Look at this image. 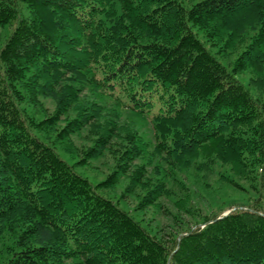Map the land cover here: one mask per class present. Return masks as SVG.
<instances>
[{
    "label": "trees",
    "instance_id": "trees-1",
    "mask_svg": "<svg viewBox=\"0 0 264 264\" xmlns=\"http://www.w3.org/2000/svg\"><path fill=\"white\" fill-rule=\"evenodd\" d=\"M153 1L132 12L121 0H0V25L16 22L0 48V228L17 212L26 226L1 264H264V97L237 77L264 54V0ZM247 9L263 15L260 29L230 68L214 50L217 21ZM73 69L125 108L151 114L168 155H192L230 128L231 152L258 196L166 246L102 194L116 171L93 183L40 134L53 117L38 119L24 105L27 80ZM44 228L50 240L27 241Z\"/></svg>",
    "mask_w": 264,
    "mask_h": 264
},
{
    "label": "rangeland",
    "instance_id": "rangeland-1",
    "mask_svg": "<svg viewBox=\"0 0 264 264\" xmlns=\"http://www.w3.org/2000/svg\"><path fill=\"white\" fill-rule=\"evenodd\" d=\"M129 1L133 2L131 6ZM195 1L188 0L190 4ZM122 2L136 12L141 2V6H148L154 1L121 0L119 4ZM119 4H111L112 13H119ZM262 18L259 10L247 9L217 21L218 44L214 50L222 48L220 55L230 68L256 38ZM15 26V21L0 25V48ZM70 30L75 36L79 31L75 26ZM141 32L153 34L146 28ZM38 75L23 86L30 94L24 105L31 114L38 119H54L53 126L40 134L95 184L116 171V182L101 187L102 194L142 221L169 248L205 219L226 215L258 196L249 171L231 152L230 128L192 155H168L158 146L151 114L125 108L120 101L86 81L77 70L47 71ZM237 77L254 94L264 97V54L247 69L237 72ZM69 124L75 129L68 130L66 137L59 135ZM239 127L241 125L235 126ZM3 159L4 155L0 154V160ZM228 177H235L240 184L233 185ZM148 194L154 197L152 203L144 200ZM261 204L264 209V200ZM23 219V214L17 212L0 228V264L18 248L20 239L25 240ZM50 235L51 231L44 228L27 237V241L45 243ZM65 263L85 264L80 257L69 258Z\"/></svg>",
    "mask_w": 264,
    "mask_h": 264
}]
</instances>
